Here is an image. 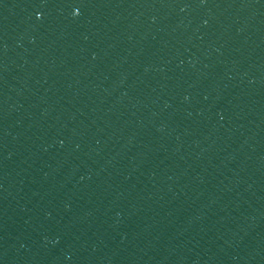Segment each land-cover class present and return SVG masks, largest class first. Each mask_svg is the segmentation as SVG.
<instances>
[{
  "label": "water",
  "instance_id": "obj_1",
  "mask_svg": "<svg viewBox=\"0 0 264 264\" xmlns=\"http://www.w3.org/2000/svg\"><path fill=\"white\" fill-rule=\"evenodd\" d=\"M0 264H264V0H0Z\"/></svg>",
  "mask_w": 264,
  "mask_h": 264
}]
</instances>
